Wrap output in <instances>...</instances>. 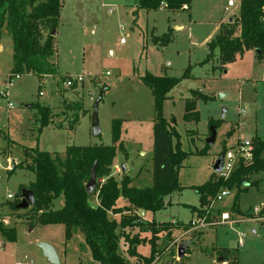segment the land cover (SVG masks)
<instances>
[{"label":"rangeland","instance_id":"obj_1","mask_svg":"<svg viewBox=\"0 0 264 264\" xmlns=\"http://www.w3.org/2000/svg\"><path fill=\"white\" fill-rule=\"evenodd\" d=\"M227 1L191 0L189 10L171 11L138 8V0H61L54 51L49 58L56 73L41 79L25 73L7 89L12 107L0 99V129L7 136L0 135V221L16 231L12 242L0 235V264H12L25 256L37 264H52L42 255L40 242L54 248L58 264H98L91 259L89 249L83 247L80 235L67 241L63 224L37 221L39 215L33 214L31 206L13 207L21 198V190L34 180V173L23 167L8 172L4 157L10 156L14 168L23 158L22 147L63 154L66 146L111 144V121L120 118L122 148L117 150L111 174L116 180L122 174L131 177L130 185L136 187L151 185L156 111L152 93L141 80L145 72L181 78L167 93L161 113L179 133L181 148L187 153L177 170L180 189L164 197L167 205L163 209L148 211L144 216L155 223L170 221L176 228L170 240L161 243L164 249L152 264H264V226L238 222L234 226L191 229L187 226L189 221H171H187L195 214L209 218L224 211L243 218L249 208L264 204V171L251 175L250 179L257 180L255 185H242L246 190L239 193L237 200L242 215L228 210L235 189L218 203L210 201L211 197L210 202L199 205V196L192 188L217 175L222 169L223 154L234 150L239 142L255 136L264 139V60L257 59L254 51L248 49L226 63L225 69L215 68V57L202 63L208 52L207 43L218 31L217 23L239 16L240 0H233V7H228ZM168 28L170 41L161 44L155 37ZM0 41L4 45V50H0L2 90L6 87L5 75L12 72L13 59L12 40L5 30ZM75 75H82L83 82L67 87L63 83L65 77ZM100 92V133L93 135V104ZM187 100L194 101V120L184 118ZM33 103L48 105L52 112V120L41 129ZM75 117L77 121L73 123ZM212 126L215 137L209 143ZM203 148L206 152L199 154ZM217 163L220 170L215 169ZM122 165L125 171L121 170ZM90 203H97L94 195ZM62 204V198L57 197L52 208L58 209ZM117 205H127V200L119 197ZM136 231L130 229L132 233ZM184 242H188L184 249L187 255L179 258L177 249ZM213 246L237 248L236 261L219 260L222 256ZM136 250L148 256V241L138 244Z\"/></svg>","mask_w":264,"mask_h":264},{"label":"trees","instance_id":"obj_2","mask_svg":"<svg viewBox=\"0 0 264 264\" xmlns=\"http://www.w3.org/2000/svg\"><path fill=\"white\" fill-rule=\"evenodd\" d=\"M190 1L138 0L137 7L175 11L188 9ZM60 9L61 0H0V40L2 30L11 37V70L27 72L38 79L56 73L49 58L54 51V35L51 30L56 27ZM155 38L161 44L168 43L170 28ZM207 47L208 52L202 63L216 57L217 69H224L226 63L248 49L255 50L257 59H263L264 0H240L239 16L220 23L216 35L208 41ZM141 80L152 93L156 111L151 185L136 187L130 185L131 177L122 174L120 180H116L111 174L117 150L122 148L119 142L122 126L120 118L111 121V144L66 146L63 154L22 147L23 158L8 170L11 172L16 167H23L34 173V180L27 187L34 194L35 201L31 206L33 214L42 215V223L63 224L67 241L80 235L83 247L89 249L91 259L98 264H152L164 249L161 243L170 240L176 230L171 222L144 220L139 209L145 212L163 209L167 205L164 197L181 187L177 180V170L187 153L181 148L179 133L161 113L163 100L181 78L145 72ZM31 107L36 109L35 119L39 121L40 129L47 126L52 120L50 107L39 103H33ZM184 118H197L193 100L186 101ZM75 121L77 117L73 123ZM211 123L215 124L214 121ZM1 131L0 129V135L7 138ZM6 141L10 143L8 139ZM251 143L250 161L239 159L226 178L215 174L202 184L192 186L199 196V205L208 203L209 198L221 189H235L236 194L228 210L242 215L237 203L239 193L246 190L242 185H255L257 180H251V175L264 171V139L255 136ZM205 152L206 148H203L199 154ZM94 163L96 187L89 194L85 184ZM93 195L97 199L95 205L90 203ZM57 197L62 198L63 204L60 208L53 209L52 201ZM119 197L126 199L127 205H117ZM19 201L20 198L13 207ZM217 211L220 212L221 209L218 208ZM111 214H118L120 217L117 219ZM132 228L137 231L130 232ZM143 232H149V235L141 236ZM0 235L5 241L16 240L15 228L4 225L2 221ZM146 241L150 245V254L143 256L137 252L136 246ZM216 252L224 261L230 258L235 262L238 255L237 248L218 247Z\"/></svg>","mask_w":264,"mask_h":264},{"label":"built area","instance_id":"obj_3","mask_svg":"<svg viewBox=\"0 0 264 264\" xmlns=\"http://www.w3.org/2000/svg\"><path fill=\"white\" fill-rule=\"evenodd\" d=\"M234 4L233 0H228L227 5L232 6ZM9 74H6L5 84L6 87L0 90V99H5L7 101V106L12 107V104L9 102L8 99V87L11 85V82L15 79L20 77L21 75L25 74L24 72H17L13 71ZM83 82L82 75H75V76H66L64 79V84L67 87L73 86L77 83ZM252 143L251 140H244L238 143L237 147L234 150L226 151L223 154V163L222 169L217 173L218 176L226 178L230 172L233 170L235 164L239 159H243L244 161H250L252 157L251 153ZM1 165V164H0ZM6 168L10 170L12 168L11 160H6ZM230 193L229 189H221L218 191L211 199L213 203H218L226 198ZM8 198H11L12 195L10 193L7 194ZM209 201V202H210ZM254 223L261 226H264V204L256 205L248 209L246 214L243 218L234 217L233 213L230 212H220L219 215H212L211 217L207 218L205 214L196 215L187 223V226L191 229H205L212 225H229L234 226L237 223ZM172 223L176 224L177 221L173 220ZM240 238L238 242H240ZM12 264H37L31 258L24 257L21 260L15 261Z\"/></svg>","mask_w":264,"mask_h":264},{"label":"water","instance_id":"obj_4","mask_svg":"<svg viewBox=\"0 0 264 264\" xmlns=\"http://www.w3.org/2000/svg\"><path fill=\"white\" fill-rule=\"evenodd\" d=\"M51 34L54 35L55 34V29L52 28L51 30ZM101 100V92L99 93V95L96 97L94 104H93V112H92V118H91V132L93 135H97L100 133V128H99V122H98V114H97V109H98V103ZM215 137V132L213 129V126L211 127V134L208 138V142L211 143L213 142ZM96 163L93 164L91 170H90V175H89V179L85 184V188L87 193H92L95 190L96 187ZM220 163H217L215 165V169L216 170H220ZM126 167L124 165H122L121 170L125 171ZM34 194L30 189H22L21 190V198L20 201L18 203L15 204V208L19 209V208H27L29 206H32L34 204ZM144 210L143 209H139V214L143 215ZM37 221H41L42 220V215H39L36 219ZM187 243L184 242L182 243L178 249H177V256L180 258L183 256L184 254V249H185V245ZM39 247L41 249V253L42 255L52 264H58L59 263V259L58 256L56 254V251L54 250V248L45 242H40L39 243ZM219 260H223V258H219Z\"/></svg>","mask_w":264,"mask_h":264},{"label":"crops","instance_id":"obj_5","mask_svg":"<svg viewBox=\"0 0 264 264\" xmlns=\"http://www.w3.org/2000/svg\"><path fill=\"white\" fill-rule=\"evenodd\" d=\"M235 5V2H234V4L232 5V6H228V7H233ZM61 6H62V3H61ZM190 4H189V7H188V10L190 9ZM161 9V8H160ZM163 9V8H162ZM61 10V9H60ZM109 11H110V9H109ZM59 17H60V15H58V19H57V23H56V25L58 24V22H59ZM233 18H235L234 16H230V17H228V19H221V21H219L218 23H217V26L219 27V24L220 23H223V22H226V21H231ZM175 27L176 28H179L180 26L179 25H175ZM56 28H57V26L54 28L55 29V34H56ZM55 38V37H54ZM2 49V51L4 50V45L2 44V42L0 41V50ZM253 51H254V53H255V50L254 49H252ZM110 53L112 52L111 50L109 51ZM216 58V57H215ZM13 59V58H12ZM262 60H264V58L262 59ZM218 61V60H217ZM216 61V63L218 64V62ZM13 65V64H12ZM225 69V68H224ZM10 70V69H9ZM27 73V72H26ZM6 76V75H5ZM258 137V136H257ZM260 138V137H259ZM262 139V138H261ZM5 156H7V155H5ZM9 157V158H8ZM0 158H3V157H1L0 156ZM5 158V163H6V160L7 159H10V156H7V157H4ZM115 162V161H114ZM0 164H1V162H0ZM116 166V165H115ZM258 174V173H257ZM251 180H253V179H251ZM145 211H144V213H143V215H141L142 217H143V219L144 220H148V219H146L144 216H145ZM194 213V212H193ZM195 216H196V214H195ZM193 217H191L190 219H188L187 221H184V220H182V219H173V220H178V221H183L184 222V224H186L185 222H188L189 220H191ZM172 219H171V221H173ZM148 221H150V220H148ZM160 222H168V221H160ZM170 222V221H169ZM261 226V225H258V224H254V226ZM253 227V226H252ZM252 230V232H254L255 231V228H252L251 229ZM147 235H149L148 234V232H143V233H141V236H147ZM187 239V238H186ZM187 244H188V242H186ZM186 244V245H187ZM213 247H217V246H213ZM218 248V247H217ZM187 255V252L184 254V256H186Z\"/></svg>","mask_w":264,"mask_h":264}]
</instances>
